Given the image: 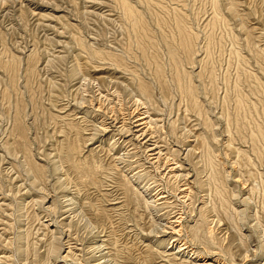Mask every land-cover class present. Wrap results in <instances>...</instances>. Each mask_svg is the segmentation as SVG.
I'll return each mask as SVG.
<instances>
[{
    "label": "rangeland",
    "instance_id": "1",
    "mask_svg": "<svg viewBox=\"0 0 264 264\" xmlns=\"http://www.w3.org/2000/svg\"><path fill=\"white\" fill-rule=\"evenodd\" d=\"M0 264H264V0H0Z\"/></svg>",
    "mask_w": 264,
    "mask_h": 264
},
{
    "label": "bare ground",
    "instance_id": "2",
    "mask_svg": "<svg viewBox=\"0 0 264 264\" xmlns=\"http://www.w3.org/2000/svg\"><path fill=\"white\" fill-rule=\"evenodd\" d=\"M180 247V246H179ZM190 251V250H189ZM192 254H194V253H192Z\"/></svg>",
    "mask_w": 264,
    "mask_h": 264
}]
</instances>
